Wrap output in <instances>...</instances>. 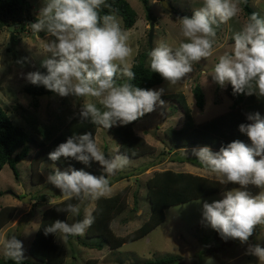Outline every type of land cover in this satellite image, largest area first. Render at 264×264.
Segmentation results:
<instances>
[{
  "label": "clouds",
  "instance_id": "clouds-1",
  "mask_svg": "<svg viewBox=\"0 0 264 264\" xmlns=\"http://www.w3.org/2000/svg\"><path fill=\"white\" fill-rule=\"evenodd\" d=\"M239 3L240 0H203L192 17L179 19L181 35L188 42L175 49L163 42L154 47L149 53L151 71L170 85L177 84L192 72L194 63L213 54L216 28L238 15ZM103 7H110L106 0H43L37 21L28 26L34 35L45 32L55 39L49 40L43 49L41 67L47 73L32 72L26 79L61 97L83 98L82 120L108 130L137 121L164 101L163 89H142L130 82L136 76L128 63L132 55L129 32L121 29L115 14L101 16ZM232 39V51L220 56L212 80L221 87L231 84L234 95L264 97V18L252 13ZM121 77L126 79L117 83ZM247 120L249 123L241 124L239 131L250 144L236 140L217 153L209 147L192 150L204 170L221 185L239 186L225 191L221 200L204 202L202 216L203 222L222 239L239 240L241 244L248 243L257 227L264 229V118L256 113L249 114ZM61 157L84 164L94 160L107 175L97 177L83 170L61 172L53 168L47 183L60 189L64 200L76 199L81 203L108 195L109 178L129 163V158L119 153L106 159L91 132L73 135L49 153L52 161ZM249 186L259 188L260 193L253 196L246 190ZM49 204L53 206L52 201ZM57 210L79 216L80 205L69 203ZM92 223L87 214L72 224L56 220L44 229V234L60 233L65 241L69 236H83ZM246 254L264 264V247L259 244L249 245ZM3 256L21 264L22 242L15 236L3 241Z\"/></svg>",
  "mask_w": 264,
  "mask_h": 264
},
{
  "label": "rangeland",
  "instance_id": "rangeland-1",
  "mask_svg": "<svg viewBox=\"0 0 264 264\" xmlns=\"http://www.w3.org/2000/svg\"><path fill=\"white\" fill-rule=\"evenodd\" d=\"M26 2L32 14L37 18L39 9L43 6V0H26ZM129 2L137 12V22L134 27L130 30L125 29L122 18L116 17L121 29L129 32L128 44L132 48V55L128 60L130 68L141 54L149 55L150 51L162 42L173 49L183 42H188L181 35L179 19L186 16L192 17L194 10L203 5V0H167L168 5L173 9L170 12L163 7L162 2L152 0V13L150 14L156 18V29L151 45L149 42L151 21L147 18L144 5L141 0H129ZM240 3L238 15L227 24H220L216 28V44L213 54L207 60L202 59L199 63H194L192 72L177 84L170 85L165 80L151 89L157 91L163 89L161 96L184 94L194 120L198 124L223 115L231 108L232 101L225 94L227 84L221 87L212 80L211 76L220 56L231 53L234 44L233 35L248 22ZM251 6L261 18H264V0H252ZM12 34H14L15 46L11 42ZM54 39L45 32H41L39 36L34 35L29 26L19 35L15 34L13 27H6L0 31V106L7 112L14 124L29 133H32L35 127L43 130L46 127L63 128L66 122L82 108L83 98L77 100L75 97H61L56 93L52 96L38 98V107H35L34 98L26 93V88L33 85L26 79L27 75L40 72L43 68L41 67L43 49L49 40ZM147 59L150 64L149 57ZM124 79V77L118 78L117 83L123 82ZM200 85L205 94V106L202 110L197 107L193 92L194 88ZM88 99L96 103L97 107H101L95 99L91 97ZM163 101V105L158 104L155 111L145 114L133 124L136 135L154 150L140 158H129L128 165L109 178L111 182L118 181L110 186V193L104 197H112L125 188L129 190L126 211L112 223V229L117 236H127L141 228L149 219L151 207L145 194L148 180L158 172L171 169L179 171L172 162L175 155L169 152L164 145L167 140L165 130L169 127L180 128L184 124V112L177 101L170 99ZM110 130L100 127L95 137L106 159H111L118 153L122 154L120 140ZM44 132L47 133L49 130H44ZM30 146V156L17 166L19 179H16L9 166H5L0 173V210L9 206L16 209L12 220L0 231V258L4 257L3 241L15 236L22 242L24 259L34 262L35 259L31 256L29 248L40 226L44 211L52 207L49 201L39 202L36 198L41 194L53 195L50 199L53 206L65 201L61 190L47 183V176L53 168L61 172L71 169L83 170L97 177L105 175L107 178V175L101 165L94 160L85 164L83 168L77 169L61 167L55 161L48 159L40 167L41 176L35 175V183H33L31 162L38 149L32 144ZM201 147L207 146H198V148ZM183 150L187 151V149ZM212 151L217 153L215 150ZM191 152L187 155L195 158L193 151ZM182 169L188 172L187 169H192L196 171L195 174L217 180L214 175H210L205 170ZM129 174L134 176L126 179L125 176ZM246 190L253 196L261 191L255 186H249ZM223 193L170 207L165 211L166 221L148 236L132 243H126L116 250H112L99 237L87 238V229L83 236H69L65 241L58 233L56 243L66 250L65 264H143L169 256L181 257V264H259L256 257L247 255L246 252L249 245L259 244L264 247V229L257 227L248 243L241 244L239 240L225 241L215 230L207 226L206 222H203V203L221 200ZM25 196L32 197L30 203L23 201ZM198 200L201 203L197 204ZM95 205L96 200L84 201L80 204L79 216L70 214L67 223L72 224L77 220H82L86 214L91 216Z\"/></svg>",
  "mask_w": 264,
  "mask_h": 264
},
{
  "label": "trees",
  "instance_id": "trees-1",
  "mask_svg": "<svg viewBox=\"0 0 264 264\" xmlns=\"http://www.w3.org/2000/svg\"><path fill=\"white\" fill-rule=\"evenodd\" d=\"M151 1L141 0L147 11V18L151 22H155L156 18L150 14L152 13ZM153 1L162 2L164 0ZM240 1L242 10L249 20L252 13H257L251 6L252 0H246V3L244 0ZM106 2L110 7H103L100 13L101 16L115 14V16L122 18L125 29L130 30L134 27L137 22V12L133 9L129 0H106ZM36 21L37 18L30 11L26 0H0V31L6 27H13L15 34L19 35L27 30L29 24ZM148 57L149 55L144 53L136 59L131 68L136 78L130 82L136 87L151 90L165 80L158 73L151 71L150 64L147 61ZM40 72L46 74L47 70L42 68ZM193 92L197 107L201 110L204 109L205 94L203 87L201 85L197 86ZM26 93L34 98L33 105L35 107H38V98L55 94L42 85H30L26 88ZM225 94L232 101L229 111L202 124L195 122L192 110L184 94L177 93L170 96H161L162 100L170 99L171 101H177L185 117L184 124L180 128L169 127L165 130L167 140L164 142V145L169 152L175 155L172 158V162H189L203 167L197 157L192 158L188 156L183 149L207 146L220 151L222 146H227L236 140H240L246 144L251 143L248 137L239 131V126L249 123L246 111L251 112L253 115L259 113L261 118H264V97L258 98L256 95L248 96L246 94L234 95L231 84H227ZM80 113L81 110L71 120H68L63 128H54V130L46 127L44 130H49L46 133L42 128L35 127L34 131L29 133L27 130L14 124L7 112L0 106V173L5 166H9L13 170L16 179H19L17 166L21 161L30 156V144H32L38 149L31 162L32 181L35 183V175L41 176L39 172L40 167L44 161L49 159V153L54 151L61 143L66 142L69 137L91 132L95 139L100 127L94 126L88 121H83ZM134 123L127 126H114L110 130L120 140V152L130 159L140 158L151 152V150H154L142 138L136 135L133 130ZM55 162L61 167L81 169L85 166L83 162L73 158L61 157ZM132 176L134 175L129 174L125 178L128 179ZM117 181H109V185L112 186ZM146 187L147 191L145 194L150 202L151 213L149 219L144 222L141 228L124 237L117 236L112 229L114 220L119 215H122L128 206L127 194L129 190L125 188L112 197H101L96 200L95 208L90 216L93 219V223L91 227L87 228V238L99 237L112 250L119 249L126 243H132L145 238L158 226L163 224L166 221L165 211L170 207L230 191L239 186L233 184L224 186L218 181L205 177L168 170L156 173L153 178L148 180ZM52 196L41 194L36 198V201L48 202ZM69 203L74 205L81 204L76 199L65 200L44 211L40 226L29 248L30 254L35 261L29 262L23 259L21 264H65L67 253L61 245L56 243L58 233L46 236L44 229L56 220L67 223L70 213L58 211L57 208L64 209ZM15 212L16 209L10 206L3 207L0 210V231L12 220ZM181 261V257L169 256L143 264H181ZM0 264H15V262L6 260L3 257L0 258Z\"/></svg>",
  "mask_w": 264,
  "mask_h": 264
},
{
  "label": "crops",
  "instance_id": "crops-1",
  "mask_svg": "<svg viewBox=\"0 0 264 264\" xmlns=\"http://www.w3.org/2000/svg\"><path fill=\"white\" fill-rule=\"evenodd\" d=\"M249 114H252L251 112H249V111H246V115L248 116ZM221 116V115H220ZM196 149L198 148V147H195ZM195 148H185V149H187V151H185V150H183V151H185L186 153L185 154H191L192 152V150L193 149H195ZM212 150H215V149H213V148H211ZM215 151H217V150H215ZM217 152H219V151H217ZM173 164H175L176 165V167L178 168V170L179 171H174V172H176V173H190V174H193V175H197V176H201V175H199V174H195V172L196 171H193L192 169H187V170H189V172L188 171H183V169L182 168H194L195 170H198V171H201V170H204V168L203 167H199V166H197V165H193V164H191V163H189V162H184V163H181V162H174ZM172 170V169H171ZM201 177H204V176H201ZM205 178H207V177H205ZM209 179V178H208ZM212 180V179H211ZM214 181H218V180H214ZM95 208V207H94ZM93 211V210H92ZM90 217V216H89Z\"/></svg>",
  "mask_w": 264,
  "mask_h": 264
},
{
  "label": "water",
  "instance_id": "water-1",
  "mask_svg": "<svg viewBox=\"0 0 264 264\" xmlns=\"http://www.w3.org/2000/svg\"><path fill=\"white\" fill-rule=\"evenodd\" d=\"M162 5L167 11H170V12L173 11V9L168 5L167 0L162 1ZM154 35H155V22H151V24H150V35H149V42L151 45H152V42L154 39ZM11 42H12V45L15 46L14 34L11 35ZM31 198H32L31 196H25L23 201L30 203Z\"/></svg>",
  "mask_w": 264,
  "mask_h": 264
}]
</instances>
